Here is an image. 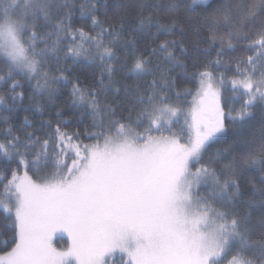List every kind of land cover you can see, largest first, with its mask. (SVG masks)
<instances>
[{
	"label": "snow or ice",
	"instance_id": "snow-or-ice-1",
	"mask_svg": "<svg viewBox=\"0 0 264 264\" xmlns=\"http://www.w3.org/2000/svg\"><path fill=\"white\" fill-rule=\"evenodd\" d=\"M260 3L264 4V0ZM192 4L211 7L209 0H192ZM55 6L53 0H0V57L6 58L3 62L9 78H13V73H24L33 79L42 75L43 87H47L48 76L41 72V62L49 53L57 51L58 41L51 47L45 41V47L37 50L36 42L41 37L27 20L40 16L47 19L49 8ZM178 7V4H169L166 11L175 17ZM241 9L242 3L230 5L221 0L219 11L225 29L255 20L254 12L243 15ZM151 22V17L139 21L141 26ZM92 23L98 24L95 19ZM175 26L174 19L169 24L157 22L158 30L169 33ZM56 28L62 30L60 25ZM68 35L88 40L98 50L103 48L98 51L102 61L115 58L111 49L102 45L100 37H91L82 29ZM175 44V41H165L160 45L161 51L173 60L168 48ZM257 47L260 50L256 55L245 61L248 67L238 73L243 78L229 82L233 99L243 98V110L235 117L229 114L228 119L241 126L253 118L250 108H264V72L257 68V64L264 68V63H260L264 58V36L247 45V49ZM228 48H233L230 42ZM68 55L88 59L83 44L70 47ZM217 55H223V50ZM145 63L137 58L130 71H146ZM214 63L218 65L219 61ZM106 71L111 73L110 65ZM198 75L196 95L199 99L194 101L191 123L187 115L183 116L189 129L186 143H181L180 134L174 132L169 136L149 134L153 130L171 132L173 121L182 116V109L167 103V97L149 92L139 97V103L147 106L140 114L148 120L143 136L115 121L109 125L115 129V135H109V128L103 123L98 125L103 129L99 133L86 131L90 138L97 139L95 144L78 143V134L69 135L59 127L56 138L51 141L32 139L29 134L31 144L18 145L13 142L15 137L7 145L0 144V153L4 156L19 157L23 171L22 175L12 171L7 182L0 183V210L6 217L14 211L11 240L15 244L6 257L0 256V264H108L117 253L126 254L129 264H222L233 248L259 252L264 257V244L257 246L248 240L249 233L264 231V220L256 224L252 220V211L264 216V199L259 202L249 199L247 209L252 211L240 214L235 208L241 196L236 180L221 182L210 165L193 170V165L201 163L207 148L227 134L220 92L214 89L210 73ZM3 79L0 76V80ZM58 79L66 78L60 76ZM220 83L224 81L221 79ZM10 87L14 91L21 85L14 82ZM36 87H42L39 81ZM48 91L53 93L55 89ZM22 95L17 93L12 99L22 98ZM90 95L94 97L95 93ZM72 96L74 103L84 99V93L76 85ZM0 104H3L2 98ZM90 106L96 113L95 99ZM109 111L115 115L114 110ZM126 119L131 121V116ZM181 131L184 132L183 126ZM37 145L38 152L20 151V147L30 149ZM29 155L33 157L31 160L25 158ZM262 162L250 159L247 166L264 170ZM29 166L37 173L47 167L54 171L37 182L28 175ZM208 186L212 187L211 198L223 202L231 211H217L199 195V189ZM251 191L264 197V191L258 192L255 188ZM57 232H67L71 237V247L65 252L52 247L51 240ZM0 243L7 246L8 240ZM229 264L252 262L238 255Z\"/></svg>",
	"mask_w": 264,
	"mask_h": 264
},
{
	"label": "trees",
	"instance_id": "trees-1",
	"mask_svg": "<svg viewBox=\"0 0 264 264\" xmlns=\"http://www.w3.org/2000/svg\"><path fill=\"white\" fill-rule=\"evenodd\" d=\"M225 2L230 5L242 3V14L254 12L255 20L225 29L219 11L221 0H210L211 7L193 5L192 0H53L56 6L49 8L47 19L40 16L36 20H27V23L35 26L34 30L41 37L36 42L37 50L45 47V41L49 47L58 41L57 51L49 53L48 58L41 62V72L48 76L47 87H43L45 81L42 75L33 79L24 73H13V78H9L3 62L6 58L0 57V76L4 77L0 80V98L3 99V104H0V144L7 145L14 137L17 139L13 142L18 145L31 144L32 139L36 138L51 141L57 136V127L69 135L78 134V143L95 144L97 139L90 138L88 134L103 131L98 126L101 123L109 128L110 123L115 121L124 123L143 136L148 128V120L140 114L147 106L139 103L140 96H146L149 92L163 95L168 98L167 103L182 109L183 113L192 106L193 96L199 90L198 74L208 72L219 82L221 79L224 81L220 84L227 134L213 142L204 153L201 163L193 166L210 165L216 170L221 182L236 180L241 192L235 205L236 211L240 214L245 210L252 211L247 209V201L251 199L259 202L264 199L251 191L253 188L258 192L264 191V170H253L247 166L250 159L264 161V108H250L253 118L243 126L231 122L228 116L235 117L243 110V98L233 99L229 82L243 78L238 73L248 67L245 61L260 50L259 47L247 49V45L264 36V4L260 0ZM169 4L179 5L175 17L166 11ZM233 11L235 14V9ZM148 17L152 18V22L141 26L140 19L147 20ZM93 19L98 24H93ZM173 19L176 26L170 33L158 30L157 22L169 24ZM56 25H60L62 30H58ZM78 29L91 37H100L102 45L110 48L115 58L102 61L98 51L103 48L98 50L90 41L68 35ZM244 34H247L246 38ZM165 41L176 42L168 48L174 60L160 49ZM229 42L233 45L232 49L228 48ZM80 44L87 50L86 60L68 55L70 47ZM221 50L223 55L218 56ZM137 58L146 61V71H130ZM214 61H219V64ZM260 63H264V58H261ZM109 65L111 73L106 71ZM257 68L264 72L260 64H257ZM60 76L66 79L59 80ZM37 81L42 87H36ZM14 82H18L21 87L13 91L10 85ZM74 85L84 93L82 102L73 101ZM49 88L55 89V92L49 93ZM92 92L95 93L94 97L90 95ZM17 93H22V98L13 100L12 97ZM176 93L180 94L179 97ZM93 99L96 101V113L90 106ZM109 109L114 110L115 115ZM129 116L131 121L126 119ZM182 126L184 132L181 131ZM170 127L171 132L153 130L149 134L155 136L174 132L180 134L183 142H187L186 133L189 129L184 119L180 117ZM108 134L115 135V129L109 128ZM20 151L38 152L39 145L30 149L20 147ZM25 158L31 160L33 157L29 155ZM70 159L69 153V163ZM18 160V156L9 159L0 153V183H6L14 170L23 174ZM261 169H264V162ZM27 171L34 181L41 182V178H47L54 169L47 167L37 173L29 166ZM211 192V186L199 189V195L205 197L212 208L221 212L231 211L223 202L212 199ZM252 220L256 224L264 220V216L252 211ZM13 224L14 214L6 217L0 210V241L8 240L7 246L0 243V254L15 246L11 240L14 235ZM248 240L257 246L264 244V231L249 233ZM57 244L65 246L68 240L58 237ZM238 255L252 264H264V257L259 252L239 248H233L222 262H228Z\"/></svg>",
	"mask_w": 264,
	"mask_h": 264
},
{
	"label": "rangeland",
	"instance_id": "rangeland-1",
	"mask_svg": "<svg viewBox=\"0 0 264 264\" xmlns=\"http://www.w3.org/2000/svg\"><path fill=\"white\" fill-rule=\"evenodd\" d=\"M210 1V0H209ZM195 5H197V4H195ZM212 83H213V87H214V89H216V90H218L219 92H220V104H221V107L223 108V105H222V87H221V84H220V82L217 80V79H215L213 76H212ZM199 91V90H198ZM197 91V92H198ZM199 98L197 97V95H194L193 96V99H192V106H190L186 111H184L183 113H182V116H181V118L182 119H184L183 118V116H185V115H187L188 117H189V120H188V123L190 124L191 123V113H192V109L194 108V101H196V100H198ZM224 110V109H223ZM225 113V112H224ZM180 119V118H179ZM174 121H177V120H174ZM225 125V124H224ZM165 136H169V135H171V134H164ZM155 136H160V135H155ZM103 142V141H102ZM101 142V143H102ZM142 142V141H141ZM181 143H186V142H183L182 140H181ZM195 168L196 167H194L193 166V170H195ZM9 202V206H12L11 205V201H8ZM13 214H14V211H13ZM58 237H65L67 240H68V244L67 245H65V246H63V245H61L62 244V241H60L61 242V244H57V238ZM51 244H52V247L53 248H55L57 251H59V252H65V251H67L70 247H71V237L68 235V233L67 232H63V233H61V232H57V233H55L54 235H53V237H52V240H51ZM11 250H9V251H7V252H5V253H2V254H0V256H7V253L8 252H10ZM231 261V260H230ZM108 264H129V258L127 257V255L126 254H124V253H117V254H115V256L113 257V258H111V259H109V262H108ZM222 264H229V261L228 262H225V263H223L222 262Z\"/></svg>",
	"mask_w": 264,
	"mask_h": 264
},
{
	"label": "bare ground",
	"instance_id": "bare-ground-1",
	"mask_svg": "<svg viewBox=\"0 0 264 264\" xmlns=\"http://www.w3.org/2000/svg\"><path fill=\"white\" fill-rule=\"evenodd\" d=\"M2 58H3V57H2ZM3 59H4V58H3ZM149 66H150V65H149ZM149 66H148V67H149ZM148 67H147V68H148ZM232 79H234V78H232ZM232 79H231V80H232ZM222 99H223V96H222ZM222 105H223V104H222ZM225 112H226V111H225ZM228 114H229V113H228ZM218 178H219V177H218ZM220 180H221V179H220ZM222 182H223V181H222Z\"/></svg>",
	"mask_w": 264,
	"mask_h": 264
}]
</instances>
